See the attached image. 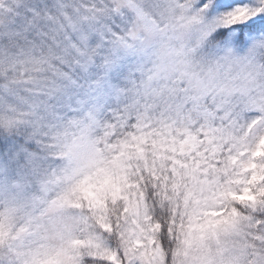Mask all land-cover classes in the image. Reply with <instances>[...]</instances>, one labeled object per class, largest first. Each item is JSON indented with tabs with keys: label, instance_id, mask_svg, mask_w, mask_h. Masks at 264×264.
I'll return each instance as SVG.
<instances>
[{
	"label": "snow or ice",
	"instance_id": "1",
	"mask_svg": "<svg viewBox=\"0 0 264 264\" xmlns=\"http://www.w3.org/2000/svg\"><path fill=\"white\" fill-rule=\"evenodd\" d=\"M0 264H264V0H0Z\"/></svg>",
	"mask_w": 264,
	"mask_h": 264
}]
</instances>
